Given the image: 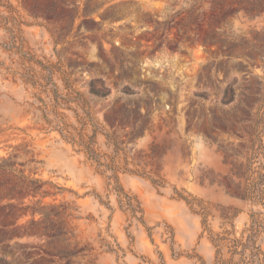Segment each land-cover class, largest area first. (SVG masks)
I'll return each mask as SVG.
<instances>
[{"label": "rangeland", "instance_id": "1", "mask_svg": "<svg viewBox=\"0 0 264 264\" xmlns=\"http://www.w3.org/2000/svg\"><path fill=\"white\" fill-rule=\"evenodd\" d=\"M248 1L59 0L69 10L63 23L34 18L23 0H9L11 12L0 7V164L12 169L10 179L43 184L38 195L0 199V264H232L240 257H231L228 242L217 249L212 240L246 244L251 222L264 254V207L238 196L264 173L261 155L250 161L264 149V132L253 131L264 107V10ZM10 18L23 50L52 67L58 94L69 83L87 103L103 163L137 173L120 170L119 194L109 172L101 175L77 144L48 129L37 90L5 72H23L20 56L4 48ZM41 97L51 104V95ZM70 107L57 112L77 142L91 128L83 130L82 111ZM39 202L55 207L47 210L58 222L49 231L59 245L70 238L76 248L59 255L47 233H35Z\"/></svg>", "mask_w": 264, "mask_h": 264}, {"label": "trees", "instance_id": "2", "mask_svg": "<svg viewBox=\"0 0 264 264\" xmlns=\"http://www.w3.org/2000/svg\"><path fill=\"white\" fill-rule=\"evenodd\" d=\"M240 1V0H239ZM247 4L250 6L253 10L263 9L264 10V0H250L247 2ZM23 5L29 7V12L32 14L34 18L42 17L43 19H46V16H50L53 23H63L66 21V16L68 13V9L65 6H62L59 2V0H23ZM0 7H5L6 9H9L11 12V5L9 3V0H0ZM5 19V18H4ZM8 19V18H6ZM14 23H11L12 25L10 28H7V30L11 33L12 41L10 45H4L5 49L8 50H15L16 54L20 56V61L22 65V73H15L11 71L10 68L4 67V70L6 73H13L18 74L22 79H24L27 83H29L33 89H36L37 92L34 94L36 102L38 103V109L41 113V118L45 121L46 125L48 126V129L54 130L60 134V136L67 142L71 143L72 145H78L80 151H82L86 157L88 158V161L93 163L96 166V170L101 174L105 175L106 172H109L110 175L105 176L108 181H112L115 185V188H112L116 193L121 192V187L119 184V177L118 173L122 169L123 173H131V174H137L136 172H133L131 170H128L126 168H120L117 165L114 164V160L111 159V161L108 163H103L102 161V155L97 152V143H96V136L99 132H101V129L93 122V119L91 117L90 112L88 111V105L82 98V96L75 91L69 83L66 85V93L61 95L58 94L57 89L52 82V76H53V70L52 67L44 66L39 61H36L30 53L23 50L22 46V40L17 37V34H15L16 31H19L17 28L18 24L15 23L13 18H10ZM14 29H16L14 31ZM19 42V44H18ZM31 62H34L37 66L42 67L43 70H46V75H38L34 69L30 66H25V64H29ZM3 64L0 62V68H3ZM91 94L98 96V97H105L107 94H102L96 89H91ZM46 94L47 96L51 95V104H48L42 99L41 95ZM73 104L76 108L80 109L83 113V117L81 118V123L83 130L87 126H90L91 128V135L88 137L81 134L80 140L77 142L75 141L74 137L70 133V126L67 125L63 117H61L57 109L61 108L62 106H66V109H71L70 105ZM263 104V103H262ZM50 106V110L49 107ZM53 116V119H50L49 116ZM253 131L257 134H262L264 132V107L263 105L260 106L259 112L256 114L255 120L253 122ZM106 138L109 143H112L114 146V155L116 156L118 152L120 151L116 145V143L113 141V139L106 135ZM262 148V147H261ZM262 151L258 152L255 151L254 157L250 158L251 163L257 158L258 155H261L264 158V149H261ZM262 152V153H261ZM264 167V163L262 166ZM13 172L12 169L7 167L5 164H0V177H3V179L0 180V199L1 200H7L9 199L13 194L17 192H24L29 191L30 193L34 195H38L41 192L42 183L39 180L36 179H28L23 175L17 176L16 180L8 178V172ZM251 173H256L254 170H252ZM148 178L151 183L154 186H160V184L155 181L154 179L150 177ZM108 186H111V184L108 182ZM58 191L63 190L62 188H56ZM177 197L183 200L184 199L179 193H176ZM45 196H50L49 193H43L42 198ZM239 198L249 202L252 206H260L264 207V173H260L256 180H252L251 184L248 186V188H245L242 191H239ZM127 198V207L131 208V212L134 213L135 209H138L139 213L142 214V211H140L139 203L138 201L133 197ZM188 204V202L186 200ZM48 209H52V211H55L54 206H43L41 202L38 203V206L34 207L32 210L33 215H39L43 219L41 222L35 225V233L36 234H42L47 233L49 235L48 245L53 246L56 250L57 254L63 255L66 254V252L70 251V248L72 245L76 248L78 246V242L70 243V238H64L61 240L62 246L59 245L60 240L59 236L57 237L55 234L51 233L49 231V227H54L58 222L51 218L53 213L48 212ZM202 213H200L202 217V225L205 226L206 223V211L204 209H201ZM58 216V215H57ZM252 226L250 227V230H252V234L248 237L246 244L241 243V240L238 239H228L226 237L216 238L213 239L212 242L214 246L219 249V242L226 241L228 242L229 251L231 254V257L238 255L240 257L239 262L233 263L232 258H230V262L232 264H245V263H251V264H264V254L259 249L258 246H256V230L253 229V222ZM248 251V255L246 256V252ZM219 253V251H218ZM248 259V262H245ZM257 260L259 263H255L254 260ZM261 262V263H260ZM219 263V261H218Z\"/></svg>", "mask_w": 264, "mask_h": 264}, {"label": "crops", "instance_id": "3", "mask_svg": "<svg viewBox=\"0 0 264 264\" xmlns=\"http://www.w3.org/2000/svg\"><path fill=\"white\" fill-rule=\"evenodd\" d=\"M142 216H143V212H142ZM149 225H152V223H148ZM118 247V245H116ZM118 250H120V248H118ZM110 252H114V250L110 247Z\"/></svg>", "mask_w": 264, "mask_h": 264}]
</instances>
